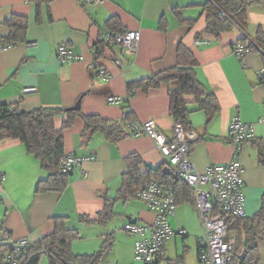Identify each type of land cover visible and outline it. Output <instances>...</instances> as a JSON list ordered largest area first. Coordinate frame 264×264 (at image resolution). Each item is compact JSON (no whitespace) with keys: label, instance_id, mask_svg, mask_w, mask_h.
<instances>
[{"label":"crops","instance_id":"1","mask_svg":"<svg viewBox=\"0 0 264 264\" xmlns=\"http://www.w3.org/2000/svg\"><path fill=\"white\" fill-rule=\"evenodd\" d=\"M83 1L48 0L38 9L28 0H0V105H17L23 111L41 107L66 110L81 98L84 115L120 121L124 108L129 107L136 121L153 120L160 131L172 136L175 118L170 113L169 85L147 92L139 90L133 96L127 85L174 68L182 43L198 61V81L216 96L220 106L212 116L196 105L190 106L189 128L199 137L190 143L191 159L200 170L230 163L236 152L228 133L232 118L238 116L251 125L255 138L241 146L239 160L244 170L245 214L253 217L260 211L264 196V164L257 148V142L264 140V123L260 122L264 118V84L258 76L264 57L258 51H250L245 62H241L234 55V47L242 40V33L235 27L220 38L205 33L202 6L207 0H106L99 7H85ZM241 1L251 4L246 32L254 37L260 27L264 29V5L257 3L260 0ZM13 15L27 17L29 25L24 42L8 49L3 41L11 30L5 23ZM111 18L118 19L127 31H141L135 55H127L120 46L107 45L94 53ZM198 42L202 44L197 45ZM59 45L69 47L79 60L62 63L56 53ZM116 60L121 61L122 68ZM100 69L109 72L112 79L99 76ZM26 88L37 91L25 94ZM110 96L123 99V104H109ZM186 101L192 103L193 98L186 97ZM65 119L58 118L56 127L61 128ZM83 129L84 122L77 117L64 131L66 154L93 156L95 160L85 165L87 177L75 173L63 192L38 191L39 182L48 176L40 162L28 154L20 141L0 142V172L5 177L0 184V224L14 240L37 242L53 232V218L65 217L68 228L80 234L73 243L74 252L93 254L101 249L108 235L116 234L118 224L123 231L128 223L152 226L154 214L142 201H122L118 192L122 176L128 171L126 158L131 154H138L152 168L163 163L154 142L148 137L125 136L114 144L97 133L89 144L83 145ZM106 199L116 200L114 219L105 226L80 222V216L96 220ZM120 201L126 206L124 210L116 209ZM169 221L175 235L162 249L164 259H171L170 243L174 240L176 244L181 231L186 233L184 238H199L203 230L192 202L178 204L176 215ZM126 233L122 236L117 232V236L127 239V251L134 257L139 236ZM117 240L115 237L114 245ZM257 246L259 264H264V241H258ZM113 247L101 264H122L121 254L109 261ZM40 264H49L47 258Z\"/></svg>","mask_w":264,"mask_h":264},{"label":"trees","instance_id":"2","mask_svg":"<svg viewBox=\"0 0 264 264\" xmlns=\"http://www.w3.org/2000/svg\"><path fill=\"white\" fill-rule=\"evenodd\" d=\"M28 1L35 3L38 9L42 4L48 3V0ZM257 3L264 5V0ZM250 6L251 4L241 0H207V3L202 6L206 14L205 33L220 38L223 33L235 27L242 33L241 44H244L251 52L257 51V47L264 52V29L260 27L254 37L246 32L247 13ZM183 21L189 24L192 22ZM5 24L10 28L11 34L4 39V48H13L24 42L29 25L27 17L13 15ZM106 26L107 31L102 34L95 54L99 53L98 47H106L107 35L127 31L122 28L120 21L116 18H111ZM197 66L198 61L195 55L180 43L177 50V65L174 68L148 79L128 83V93L133 96L139 90L147 92L163 84L169 85L170 113L175 119L182 120L185 128L190 130L189 117L192 113L190 106L196 105L198 109L206 111L211 116L220 109L216 96L208 92L198 81L195 71ZM186 97H192L193 102L188 103ZM124 109V116L120 121H110L97 115H84L81 110L66 112L59 107H41L32 111H23L17 105H0V142L18 140L25 146L28 154L40 162L41 168L48 176L39 182L38 191L63 192L70 179V176L62 170V162L67 156L64 131L70 128L74 120L79 117L84 122L81 133L83 145L89 144L97 133H102L108 141L116 144L125 138L128 122L136 121L129 107ZM62 117L66 119L61 128H57L56 120ZM257 148L260 162L264 164V140L257 142ZM126 162L128 171L122 176L118 199L126 202L129 198H135L141 184L149 180H157L172 186L178 204L192 202L191 190L176 178L164 163L156 168L149 167L138 154H131L126 158ZM115 202V199H106L105 207L96 220L80 216V222L105 226L117 216L114 209ZM53 223L52 233L37 242H32L29 247L18 252L11 243H0V264H40L43 257L47 258L49 264H101L104 255L114 245L115 235L110 234L99 251L93 254H77L73 250V243L80 238L78 230L69 229L65 217L53 218ZM226 223L229 236L236 242L233 258L229 264H259L261 258L257 242L264 241V196L260 211L253 217L230 216ZM1 230L4 228L0 224ZM200 250L199 242L198 257ZM242 250H244L243 253ZM161 254L162 251L152 264H186L185 255H179L175 259H164Z\"/></svg>","mask_w":264,"mask_h":264},{"label":"built area","instance_id":"3","mask_svg":"<svg viewBox=\"0 0 264 264\" xmlns=\"http://www.w3.org/2000/svg\"><path fill=\"white\" fill-rule=\"evenodd\" d=\"M106 0H84L85 7H99ZM142 39L141 31L117 32L107 35V46H120L127 55H135ZM206 43V42H204ZM202 44L198 42L197 45ZM257 51L264 57V52L257 47ZM234 55L245 62L250 52L244 44L234 48ZM57 56L62 63H72L79 60L66 45L57 47ZM96 53V50H94ZM117 66L122 68L120 60ZM98 75L111 80L112 76L105 69L98 70ZM259 80L264 83V67L259 72ZM36 88H26L25 94L36 92ZM109 104H123L119 97H108ZM264 123V118L260 120ZM229 138L236 152L233 160L226 165H212L204 170L198 169L191 159L190 143L197 140L198 134L187 130L180 119H175L172 136H167L159 130L155 121H131L126 128V137H148L161 155L163 163L171 170L176 178L181 180L192 192V203L199 216L203 237L200 240L201 250L199 259L205 264H229L232 261L236 242L229 236L226 220L230 216L243 218L245 214V195L243 166L239 160L241 146L254 140V129L244 123L238 116L232 118L229 126ZM95 157H79L67 155L62 162V170L70 177L79 173L87 177L85 165L94 161ZM4 174L0 172V184L4 181ZM136 199L142 201L150 212L154 214L152 226H141L128 223L125 231L139 236L135 244V260L142 264H152L161 253L166 243L174 237L175 232L170 225V217L177 212V199L172 186L149 180L141 184L136 192ZM185 236V232H180ZM11 243L15 251L29 247V240H14L7 230L0 231V243ZM244 250H242L243 253ZM11 258V257H10Z\"/></svg>","mask_w":264,"mask_h":264},{"label":"rangeland","instance_id":"4","mask_svg":"<svg viewBox=\"0 0 264 264\" xmlns=\"http://www.w3.org/2000/svg\"><path fill=\"white\" fill-rule=\"evenodd\" d=\"M137 203H140V202L138 201ZM125 207L126 206L120 201L118 204V207H116V209L117 210H119V209L124 210ZM145 207H146V205H145ZM120 218H122V216ZM115 220H117V219H115ZM114 230L116 233L115 237L118 240L113 247L114 251L110 255H108L109 261L110 262L114 261L116 256L121 254L120 256L122 257V264H142V263L136 262L135 256L132 257L131 252L127 251L128 248H126V246H127L128 241H127V239L126 240L122 239V236L124 234L127 235V233H126V231L122 230L121 224L120 225L118 224ZM117 232L120 235L122 234V236H120V235L117 236ZM202 237H203V230H202V234L199 238H196L195 236H187L186 238H184L181 235L176 236V240H177L176 244L174 243V240L170 243L171 248H170V252L168 254L169 258L175 259L179 255H185L186 264H205V263H202L200 261L198 254H197L198 241L201 240ZM129 239H130V235L128 234V240Z\"/></svg>","mask_w":264,"mask_h":264},{"label":"water","instance_id":"5","mask_svg":"<svg viewBox=\"0 0 264 264\" xmlns=\"http://www.w3.org/2000/svg\"><path fill=\"white\" fill-rule=\"evenodd\" d=\"M81 109V98L77 101V103L70 107V108H67L65 111L66 112H77V111H80Z\"/></svg>","mask_w":264,"mask_h":264}]
</instances>
